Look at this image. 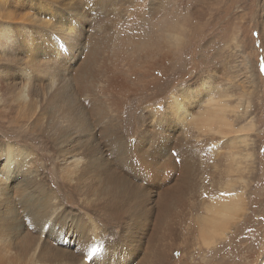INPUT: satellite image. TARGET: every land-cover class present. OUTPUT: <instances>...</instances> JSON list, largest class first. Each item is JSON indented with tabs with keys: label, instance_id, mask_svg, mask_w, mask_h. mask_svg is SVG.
I'll use <instances>...</instances> for the list:
<instances>
[{
	"label": "rangeland",
	"instance_id": "1",
	"mask_svg": "<svg viewBox=\"0 0 264 264\" xmlns=\"http://www.w3.org/2000/svg\"><path fill=\"white\" fill-rule=\"evenodd\" d=\"M60 1L59 5H65V9L59 21L74 20L81 27L85 25L84 30L87 28L88 33L79 31L82 33L79 51H86L84 40L89 33L111 30L113 34L122 28L139 37L132 50L147 44L152 48L146 49L144 55L141 49L132 51L128 46L118 51L121 67L127 70L130 66V69L125 72L122 89L113 93V110L109 118L97 124L100 148L95 151L90 145L80 148L76 139L60 142L39 133L33 127L34 120L40 116L39 107H31L35 103L19 101L15 92L4 84V103L0 104V143L8 140L24 149L25 168L37 171L45 191L62 200L68 228L77 236L76 244L71 248L51 241L53 247L63 248L66 254L51 260L50 264H80L85 258V264H146L149 253L152 255L147 264H167L168 260H172V264H260L264 258V47L261 43L264 39L259 29L260 21H264V0H209L212 4L207 7L208 12L199 4L200 0ZM46 5H50L48 0H0V28L3 31L10 29V36L0 39V71L30 61L34 55L32 39L35 52L40 51L42 58L62 61L63 66L71 65L66 58H73L76 50H52L53 34L68 40L70 34L67 31L65 36L51 29L58 24V16L50 14ZM50 7L54 10L53 6ZM43 28H49L51 34ZM36 32L41 33L37 36ZM178 33L184 39L183 46H175L169 36ZM244 51L251 54L252 72L257 76L260 74L255 79L261 86L259 88L240 86L242 82L249 85L246 73L249 64L245 63ZM146 52L152 57L151 64ZM143 57L148 61L142 63ZM48 70L45 80L53 85L62 72L52 67ZM91 70L90 66L84 67L82 77L93 79L92 83L99 87L103 79L99 78V72L91 73ZM202 79L221 84L233 82L239 87L235 93L243 87L252 91L251 109L254 111H250V115L254 118L257 114L261 118V123L256 122L258 128L253 126L249 131L251 142L255 143L252 158L247 162L252 171L245 175L250 215L235 234L238 238L236 246L227 249V254L205 251V246L198 240L196 224V216L203 209L198 208L202 201L219 196V186L223 182L220 171L226 163L224 156L214 155L209 150L202 152L197 145L186 147V184L170 197L164 192L175 190L181 169L177 164L153 162V157L159 154L154 150L151 152L160 137V134L151 132L167 122L165 118L160 119L159 114L168 109L166 102H169L172 91L178 94L179 89L188 84L194 88ZM260 102L262 110L257 106ZM193 130L190 128L188 132L194 133ZM177 135L167 151L177 162H184ZM148 136L152 137L149 148L146 144ZM224 146L220 147L224 149ZM72 147V152L88 154L91 161L102 151L111 168L121 177L131 172L139 174L142 179H136L138 194L126 202L108 197L113 202H108L110 206L98 205L105 203V196L93 203L92 189L96 182L91 175L71 180L59 162L65 149ZM136 159L144 160V166L141 169L134 166L135 169L130 170L128 165ZM100 172L106 171L101 168ZM161 174L164 176L162 183L158 180ZM164 202L172 207L170 220L165 214ZM54 217L56 223V214ZM168 226L173 228L171 239ZM247 244L253 249H245L238 257L236 249L240 252V248ZM169 252L173 253L170 259L167 258Z\"/></svg>",
	"mask_w": 264,
	"mask_h": 264
},
{
	"label": "bare ground",
	"instance_id": "2",
	"mask_svg": "<svg viewBox=\"0 0 264 264\" xmlns=\"http://www.w3.org/2000/svg\"><path fill=\"white\" fill-rule=\"evenodd\" d=\"M61 2L60 0H48V4L53 6L55 11L50 5H46L50 14L58 16L57 21L62 20V12L65 9V5L62 4L63 7L59 5ZM212 2L200 0L199 4L208 12L207 7L211 6ZM1 25L2 23L0 27ZM83 28L85 25L81 27L74 20H69L67 23L59 21L51 27L52 30L61 32L62 35L67 36L68 32L70 34L69 40L55 34H53L55 41L52 42L51 39L54 47L52 50L77 51L73 58H66L71 62L69 67L65 64L63 66L62 61L52 62L46 57L42 58L40 51L35 52L34 39H32L33 58L23 64L18 63L21 64L19 66L0 71V104L4 103L3 90L6 84L11 91L15 92L19 101L35 103L31 107L35 105L39 107L40 116L33 122L35 130L55 141L65 142L76 139L80 148L90 145L95 151L96 148H100L97 141L99 134L97 124L104 123L109 118L113 110V93L122 89L126 78L125 72L130 69V66L127 70L121 67L118 51L126 46L132 50L139 37L123 28L122 31L115 30L113 34L110 33L111 30L110 32L103 30L100 31L102 33L92 35L89 33L84 40L86 51L83 52L79 51L82 34L79 31L84 30ZM43 29L51 34L49 28ZM259 30L264 39V21H260ZM9 31L10 29L3 31L0 28V39L5 35L9 37ZM40 33L35 34L38 36ZM84 33H88L87 28ZM169 36L174 40L175 46H183L184 39L181 38L180 33L169 34ZM261 43L264 47V40ZM148 48H152V45H141V47L139 45L135 50L141 49V54L144 55ZM244 54L245 63L249 64L248 67L246 66L249 85H244L242 82L240 86L259 88L261 86L256 83L255 79L260 74L257 72L259 74L257 76L250 69L251 54L246 51ZM145 56L150 59L148 63L151 64V55L146 52ZM147 61L144 57L141 59L142 63ZM86 66L92 67L91 73H100L99 78L103 79L102 85L96 87L92 83L93 79L90 80L87 77L86 80V77H82ZM51 67L62 72L58 81H55L53 85L51 81L45 80L48 77L45 73L49 72L48 69ZM3 71L4 74L1 73ZM190 85L181 87L178 94L172 91L169 102H166L168 109L161 113L158 112L160 113L159 118H165L167 122L157 126L151 132L153 135L160 134L151 149V152L154 150L159 154L153 157V162L160 161L165 165L173 163L181 169L179 182L174 186L176 191L170 189L164 192V195L169 194L170 197H174L173 194L182 190L187 180L188 167L184 159L188 154L186 147L190 144L197 145L202 152L209 150L214 155L224 156L226 163L220 171L223 182L219 186V196L217 199L202 201L198 208L203 209L196 216V224L198 240L205 246V251H210V254H227V249L232 250L236 246L238 238L235 234L250 215L248 213L250 203L245 195L247 182L245 175L252 171L247 162L252 158L255 143L251 142L249 131L253 126L258 128L256 122L261 123V118L257 114L254 116L255 119L250 115V111H254L251 109L254 98L252 91L245 87L235 93L234 91L239 87L233 82L221 84L210 79L198 80L194 88ZM257 106L259 110H262V102L257 103ZM249 116L252 117L247 121ZM190 128H194L195 134L188 132ZM175 134H179L177 135L179 151L184 162H177L173 154L167 151V147L175 139ZM146 144L148 148L152 146V137L146 138ZM222 144L225 145L224 149L220 147ZM256 145L259 150L260 146L257 141ZM73 148L65 149L59 162L71 180L91 175L90 178L96 182V186L92 189L95 195L93 203L100 196H105V203L98 205L110 206L108 202H113L108 200V197L121 198L126 202L128 198H134L138 194L139 187L136 179H142L139 174L135 175L131 172L121 177L114 168H111L102 151L91 161L88 154L74 153L71 151ZM143 161L136 159L128 166L130 170H134V166L141 169L145 163ZM26 162V154L21 146L8 140L0 143V264H50L51 260L60 259L66 254L63 248L53 247L51 241L65 248L73 247L77 241L76 234L68 228L69 222L62 209V200L45 191L40 183L39 173L28 171L25 168ZM101 168H104L106 172H100ZM158 180L160 183L163 182V174ZM163 208L165 214L169 215L168 220L172 219L173 216H170L172 207L164 202ZM43 209H46V212H43ZM55 214L56 223H54ZM245 228L248 229V226ZM171 229L173 230L167 227L170 239ZM248 231L254 233L251 229ZM245 249L251 251L253 246L251 244L242 246L240 252L236 249L237 256L239 257V253ZM172 254L169 252L167 258L170 259ZM151 255L152 253L148 254L146 264ZM85 261H87L86 258L80 264H85ZM152 264L159 263L153 262ZM167 264H172V260H168ZM260 264H264V258L260 260Z\"/></svg>",
	"mask_w": 264,
	"mask_h": 264
},
{
	"label": "snow or ice",
	"instance_id": "3",
	"mask_svg": "<svg viewBox=\"0 0 264 264\" xmlns=\"http://www.w3.org/2000/svg\"><path fill=\"white\" fill-rule=\"evenodd\" d=\"M94 251V250H93Z\"/></svg>",
	"mask_w": 264,
	"mask_h": 264
}]
</instances>
